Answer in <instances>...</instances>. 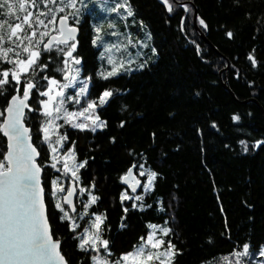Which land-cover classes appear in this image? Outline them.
<instances>
[{
	"label": "trees",
	"instance_id": "1",
	"mask_svg": "<svg viewBox=\"0 0 264 264\" xmlns=\"http://www.w3.org/2000/svg\"><path fill=\"white\" fill-rule=\"evenodd\" d=\"M59 3L44 0L32 11L53 12ZM124 3L76 0V7L62 14L80 27L73 52L81 61L76 67L89 84L87 99L98 104L96 114L105 122L97 130H81L64 118L59 121L66 137L59 153L72 150L76 164H83L75 178L81 193L75 213L63 203L70 178L52 167L41 114L40 93L50 80L64 78L65 71L58 70L65 67L64 52L55 47L46 51L41 44L34 70L22 74L19 84L10 74L0 89L4 113L28 81L34 85L25 124L40 153L48 219L61 253L69 264H93L98 252L115 264L144 242L149 225H156L170 229L161 238L166 246L169 241L175 246L173 264H227L224 257L236 264L233 254L245 245L249 254L240 264H264V0H168L171 11L164 0H127L133 12L127 20L149 30L156 60L142 70L103 79L98 75L101 45L94 43L102 27L93 12L97 4L116 8ZM123 11L120 7L118 12ZM12 67L0 61V72ZM104 91L112 96L101 106ZM6 151L0 132V162ZM133 166L143 186L156 173L151 189L133 194L124 187L122 179ZM60 183L63 191L55 192ZM125 195L132 199H123ZM92 196L98 198L95 203ZM55 197L63 212L55 207ZM96 216L103 217L99 235L108 249L97 243L99 251L81 250L85 235L96 232L91 227Z\"/></svg>",
	"mask_w": 264,
	"mask_h": 264
},
{
	"label": "snow or ice",
	"instance_id": "2",
	"mask_svg": "<svg viewBox=\"0 0 264 264\" xmlns=\"http://www.w3.org/2000/svg\"><path fill=\"white\" fill-rule=\"evenodd\" d=\"M43 3L44 0H0V13L3 15V19H0V61L13 65L10 70L0 72V89L9 83L8 77L10 74L12 79L19 84L22 74L34 70L40 57L39 48L41 44H44L46 51H51L54 47L58 48L67 57L72 58L74 64H80L81 61L72 56V53L76 50V43L74 42L76 29L68 26L67 16H64L59 20L58 28L52 27L51 31L57 33V35H52L51 31H48L50 25L54 26L56 24L55 14L52 10L49 9L47 12L38 11L36 13L32 11V9H38ZM48 3L55 4L56 0H48ZM164 3L168 4V0H164ZM65 7L75 8L76 4L72 0ZM120 7L127 9L128 16L133 15L127 0L113 10L119 11ZM64 10V7L59 9L60 12ZM168 10H172L170 4H168ZM41 17L47 18L48 24H45V20L41 19ZM200 23L207 27L203 20ZM41 26L45 31L38 34ZM227 35L231 36L232 34L228 33ZM45 37H48L46 43ZM100 40L101 37L97 36L96 41ZM70 41H73V43L70 44ZM61 45L68 46L67 51L64 48H60L59 46ZM115 47L117 46L113 45L106 48V52H111ZM108 63L113 67L111 71L100 73L103 79L117 75L119 70L124 67L123 62L118 64L111 57L108 59ZM64 66V69L58 70L65 71L64 79L68 83L61 86L59 81L50 80L48 91L40 93V95L48 97L47 100L41 101L44 107V114L52 117V120L46 123L43 129L45 141H49V129L53 126V121L60 118L58 116L54 117L53 112L59 113L61 111L60 106L64 103L61 99L58 101L57 106L52 108L53 101L57 97H63L64 95L62 90L56 91L55 95H52V92L55 88L62 89L74 85L76 76L79 74L77 69L75 70L76 75H72L73 69L68 67V60L64 61ZM42 67H46V65ZM70 76L71 78H69ZM82 84L79 94L86 95V82H82ZM33 87L34 85L28 81L23 97L21 98L19 95L12 97L10 105L6 109L7 119L0 124V132H3L9 141L7 154L4 157V161L0 162V264H69V261L66 260L60 251L59 240L53 238V232L48 223L46 205L44 203L45 189L41 186L40 181L41 168L36 163V157L40 153L31 145V137L28 135L29 129L25 128L22 123L23 109L28 107L26 101L29 99L30 91ZM111 96L112 92L104 91L99 98V105L106 104L107 99ZM77 102L79 101L77 100ZM96 107L97 103L92 101L79 113L65 112L63 118L67 122L72 123L73 118L84 117L85 120H92L94 126L104 127L105 122L100 121L98 115L93 119ZM86 113H89V115H85ZM2 115L4 113L0 112V116ZM235 119H239V117ZM87 126L83 123H73V127L81 129ZM60 139H66V137H61ZM53 151L55 152L56 149L53 148ZM69 158L75 159L74 152H69L64 157V169L70 171L72 176L75 177L76 171L69 168L67 163ZM53 159L58 160L55 156ZM52 167L55 168L56 165L53 164ZM79 167H83V164H80ZM140 175H144V173L141 172ZM130 177H132L131 170L124 177L125 182H128ZM155 178L156 173H151L148 180L149 187ZM53 183L56 184L55 181ZM138 183L139 181H137ZM62 191L63 189L57 185L56 192ZM133 191H135V186H133ZM71 195L72 193L69 192L68 196L64 198L69 204H71V199H69ZM97 199L96 196H92L91 203H95ZM123 199H132V197L125 195ZM136 199L139 200L141 197H136ZM55 207L62 212L64 211L59 198L55 203ZM64 218L70 219L67 212L64 213ZM102 223L103 217L96 216L91 226L96 229V232L95 234L89 232L87 238L81 240L79 244L81 250H87L86 246H88L99 251L95 247L97 243L102 244L105 250L108 249V241L102 240L99 235ZM75 227L76 225L74 224L73 229ZM149 227L154 229V231L147 236L146 240L141 238L144 242L133 252L122 256L115 264H150L153 260L159 261V264H165L166 261H170L171 257L175 255V246L169 241L167 249L159 251L158 249L163 245L164 241L163 239H156V225H149ZM159 231L163 236H167L170 229L163 227ZM154 249L156 251H153ZM248 254L247 245L244 246L242 252L234 253L236 264H240V258L248 256ZM261 255H264V252ZM223 259L227 264H231L228 257ZM93 260L95 264H110L106 258L99 256L93 257Z\"/></svg>",
	"mask_w": 264,
	"mask_h": 264
},
{
	"label": "rangeland",
	"instance_id": "3",
	"mask_svg": "<svg viewBox=\"0 0 264 264\" xmlns=\"http://www.w3.org/2000/svg\"><path fill=\"white\" fill-rule=\"evenodd\" d=\"M69 2H72V0H69L68 2H65V1L63 2V0H61V3H59V5L55 6L56 9L53 11V13L55 14L56 24L54 26L50 25L48 31H51L52 27H57V18L59 16H61L65 11L64 10L63 12H60L59 9L61 7H64L65 9L68 8L69 10L72 9L69 7H65V5ZM74 2H76V0H74ZM100 4H97L98 6L96 5L95 12H93V18L96 19L98 21V23L101 24V27H102V29H100V31L96 32V35L94 37V41H96L97 36L101 37L100 41L95 42V45H101V51H100V55H99L101 67L98 70V75L100 77H102L100 75L101 72L106 73L108 71H111L113 66L108 63V59L110 57L113 60H115L118 64L121 62H123V64H124V67L119 70L118 74L115 76H111V77H116V76L123 74V73H131V72H135L138 70H142L143 68H145L148 65H150L151 63H153L156 60V50L152 44V36H151V33L149 32V30H147L144 26L139 27L135 20L134 21L127 20L129 16L127 15V9L126 8L123 7L124 11L122 13H119L118 11L113 10V9H115L114 7L113 8H107L105 5H103V4L100 5ZM44 20H45V24H48V19L44 18ZM42 31H45V29L41 26L38 30V34H39V32H42ZM52 32H54V31H51V34H52ZM129 41H131V43H129ZM113 45H116L117 47L113 48L111 52H106V48L112 47ZM63 48L65 49V51H67V49H68V47L66 48V46H63ZM72 56L74 57L73 53H72ZM65 59L68 60V67L73 69L72 75H76L75 70L78 69L76 67L77 64H74L72 62V58L67 57L66 55H65ZM63 75H65V72H63ZM69 78H71V76ZM55 80H57V79H55ZM57 81H59V84L61 86L68 83V81L65 80L64 78H63V80H57ZM82 82H86V81H85V78H83L80 75V69H79V74L76 76V83L74 85H71L67 88H62V89L61 88H55L54 91L52 92V95H55V92L59 91V90H62L64 93L63 97H57L56 100L53 101L52 108H55L58 104V101L61 99L64 101V103L62 106H60L61 111L59 113L53 112L54 117L58 116L60 118L55 119L53 121V126L49 129V141H47V142H49V144L51 146L53 157L55 156L58 158V160H54V164L56 165L55 168L59 172H62L64 175L69 176L70 182L75 181L79 166L76 164V159L73 160V159L69 158L67 160L69 168H72L73 171H76L75 177L72 176V173L70 171H66L64 169V163H65L64 157H66L69 152H73V151L70 150L65 155H61L59 153V150L62 146V139H60L62 136L59 132V128H60L59 121H60V119L63 118L65 112L79 113V112L83 111L84 108L87 107L88 103L91 102L87 99V95H88V91H89V84L88 83H86L87 94L86 95H80L79 94V89L81 86H83ZM48 88H49V85H48ZM69 89H73L76 92L72 95H68L66 93ZM47 91H48V89H47ZM47 99H48V97L44 96V99L42 101H45ZM77 100L79 102H77ZM84 100H86L85 103H83ZM97 107H98V104H97ZM41 114L44 116V119H45L44 120V126H45L46 123H48L50 120H52V117H48L44 114V107H43L42 103H41ZM85 115H89V113H86ZM96 115L97 114H96V109H95L93 119L95 118ZM66 123H69V122L66 121ZM73 123H83V124L88 125L87 127L83 128V129L97 130V129L101 128L99 126H94L92 120H85L84 117L73 118L72 123H70V125L72 127H73ZM74 128H78V127H74ZM79 129H81V128H79ZM83 129H81V130H83ZM53 148L56 149L55 152L53 151ZM74 165H75V167H74ZM148 180H149V178H148ZM148 180L146 181V183L143 186V189L145 191L151 189V187H152V185L150 187L148 186ZM60 184L61 185H59V184H57V185L60 188H63L62 183H60ZM56 187L57 186L54 185V191L55 192H56ZM67 190H68V188L66 187L64 194L67 192ZM55 194H53V195H55ZM64 194H63V196H64ZM80 194L81 193L78 190V196ZM55 201H57V197H55ZM82 207L85 208L86 204L82 205ZM67 212L69 215L71 214L69 211H67ZM160 228L161 227H157L155 229L157 240L163 239V238H161L162 233L159 231ZM153 231H154V229L151 228V231L149 234H151ZM91 233H93V231ZM86 238H87V234L85 235L84 239H86ZM167 247L168 246H166L163 243V245H161L158 250L164 251L165 249H167ZM153 251H156V250L154 249ZM97 256L101 257V253L98 252L95 255V257H97ZM161 258L164 259L163 257H161ZM172 259L173 258L171 257L170 261H166L165 264H173ZM93 264H95V261L93 262ZM150 264H159V261L153 260L150 262Z\"/></svg>",
	"mask_w": 264,
	"mask_h": 264
},
{
	"label": "water",
	"instance_id": "4",
	"mask_svg": "<svg viewBox=\"0 0 264 264\" xmlns=\"http://www.w3.org/2000/svg\"><path fill=\"white\" fill-rule=\"evenodd\" d=\"M180 5L183 6L184 4H183V3H180ZM64 16H65V15H61V16H59V17L57 18V28L59 27V20H60L62 17H64ZM67 24H68L69 27H73V28L76 29V33H75V37H76V39H75V41H74V42H76V41L78 40V38L80 37V27L77 26V25H72V24H71V20H70V18H69L68 16H67ZM194 25L196 26V29H198V27H197V12H195V14H194ZM52 35H57V33H54V34H52ZM47 39H48V38H47ZM46 42H47V40H46ZM46 42H45V43H46ZM71 42H73V41H70V43H71ZM16 95H19V94H16ZM16 95H14V96H16ZM19 96H20L21 98L23 97V95H22V96L19 95ZM11 99H12V98H11ZM11 99L9 100L8 106L10 105ZM26 103H27L28 107H26V108L23 109V113H24V114H23V117H22V123H23V126H24L25 128L29 129L28 135L31 137V140H30L31 145H32L34 148H36V150L39 152L38 148H37V147L34 145V143H33L32 136H31V129H30L29 127H27L26 124H25V116H26L27 110H28V108H29V99L26 101ZM8 106H7V107H8ZM6 109H7V108H6ZM6 119H7V111L5 110V112H4V118H3V122H4V120H6ZM2 133H3V132H2ZM3 136H4V134H3ZM4 137H5L6 142H7V151H8V144H9L8 137H6V136H4ZM7 151H6V154H7ZM6 154H5V156H6ZM39 157H40V155H39L38 157H36V163L40 166V164L38 163ZM40 168H41L40 181H41V186L44 188V186H43V184H42L43 169H42L41 166H40ZM129 170H131V172H132V177L129 178V181H128V182H125L124 177L128 175ZM129 170H128L127 174L123 177V179H122V184L124 185V187H126V188H127L130 192H132L133 194L139 193V192H141L142 189H143V182H142V180L139 178V176H138V174H137V172H136V167L133 166V167H131ZM137 181H139L138 184H137ZM133 186H135V191H133ZM69 192L72 193V195L69 197V199H71V204L67 203L66 200L64 199L65 197L68 196V193H69ZM77 198H78V188H77V183H76L75 181H72V182H70V184H69V187H68L67 192H66V193L64 194V196H63V203H64L65 206H67V207L69 208V210H70L71 213H75L76 210H77ZM44 203H45V205H46V214H47V216H48V213H47V204H46V194H45V192H44ZM73 209H75V211H73ZM48 223H49V225L51 226V224H50V222H49V219H48ZM51 229H52V228H51ZM53 238H54V237H53ZM59 242H60V241H59ZM60 251H61V242H60Z\"/></svg>",
	"mask_w": 264,
	"mask_h": 264
}]
</instances>
